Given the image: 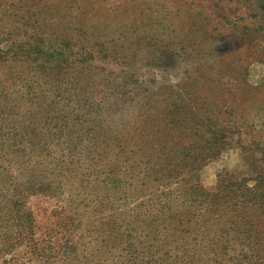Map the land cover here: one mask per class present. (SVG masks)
<instances>
[{
	"label": "rangeland",
	"instance_id": "374dc122",
	"mask_svg": "<svg viewBox=\"0 0 264 264\" xmlns=\"http://www.w3.org/2000/svg\"><path fill=\"white\" fill-rule=\"evenodd\" d=\"M87 46L106 78L121 81L117 72L125 71L130 83L138 80V100L159 109L185 101L186 113L192 102L203 119L237 127L231 146L197 172L194 180L204 189H214L226 173L253 177L264 167V0H0V52L16 58L34 48L62 51L85 67L89 60L76 53ZM34 56L9 61L13 69L5 75L28 68ZM73 158L62 169L68 177L45 174L51 185L43 192L29 190L43 179L30 172L13 174L11 187L0 181V264H132L123 240L128 228L137 230L139 246L146 245L154 217L186 210L188 200L177 187L158 202L131 195L112 204L110 190L107 197L101 184L72 174L90 170L77 161L81 155ZM109 220L125 233L115 243ZM141 258L135 264H154Z\"/></svg>",
	"mask_w": 264,
	"mask_h": 264
},
{
	"label": "trees",
	"instance_id": "16d2710c",
	"mask_svg": "<svg viewBox=\"0 0 264 264\" xmlns=\"http://www.w3.org/2000/svg\"><path fill=\"white\" fill-rule=\"evenodd\" d=\"M32 51L16 58L0 52V181L6 179L11 187L13 174L30 172L43 179L28 178L37 180L29 190L43 192L51 185L46 173L68 177L63 166L81 155L77 161H86L90 170L72 174L101 184L107 197L111 191L112 204L131 195L158 202L174 187L186 195L184 213L161 212L163 217L153 218L154 230L145 234L153 235L148 244L139 246L137 230L128 228L131 233L123 240L132 264L138 257H151L154 264H264V222L259 220L264 216V167L252 163L260 170L253 177L226 173L211 191L194 180L202 165L231 146L237 127L203 119L192 102L186 113L185 101L159 109L138 100V80L130 83L120 71L121 81L112 82L97 72L91 63L97 54L88 46L76 53L89 60L85 67L62 51ZM21 55L35 56L28 68L7 77L13 68L5 64L18 63ZM53 156L41 176L35 175ZM108 224L115 243L125 233L117 221Z\"/></svg>",
	"mask_w": 264,
	"mask_h": 264
}]
</instances>
